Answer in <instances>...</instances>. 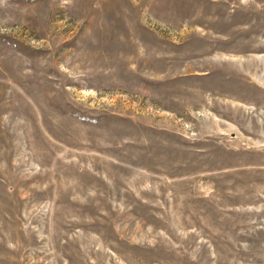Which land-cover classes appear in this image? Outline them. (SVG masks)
<instances>
[{
	"label": "rangeland",
	"instance_id": "rangeland-1",
	"mask_svg": "<svg viewBox=\"0 0 264 264\" xmlns=\"http://www.w3.org/2000/svg\"><path fill=\"white\" fill-rule=\"evenodd\" d=\"M0 264H264V0H0Z\"/></svg>",
	"mask_w": 264,
	"mask_h": 264
}]
</instances>
